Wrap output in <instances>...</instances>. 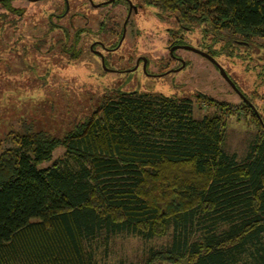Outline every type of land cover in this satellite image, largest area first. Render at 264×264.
Returning a JSON list of instances; mask_svg holds the SVG:
<instances>
[{
  "label": "trees",
  "instance_id": "16d2710c",
  "mask_svg": "<svg viewBox=\"0 0 264 264\" xmlns=\"http://www.w3.org/2000/svg\"><path fill=\"white\" fill-rule=\"evenodd\" d=\"M145 1L256 82L227 72L244 98L199 93L214 110L200 119L188 97L107 92L63 138L22 122L6 134L18 149L0 147V264H98L118 235L169 237L143 264H264V63L247 54L264 39V0ZM242 115L256 134L238 161L223 142Z\"/></svg>",
  "mask_w": 264,
  "mask_h": 264
},
{
  "label": "rangeland",
  "instance_id": "374dc122",
  "mask_svg": "<svg viewBox=\"0 0 264 264\" xmlns=\"http://www.w3.org/2000/svg\"><path fill=\"white\" fill-rule=\"evenodd\" d=\"M131 1L132 4H142V6L129 21L127 36L119 54L123 55V60H126V65L128 62V66L133 64L132 59L138 55L147 56L155 64L153 69L157 72L161 59L168 57L166 46L169 43L168 39L171 38V32L167 29L176 28V21L174 17L160 16L159 10L151 7L145 0ZM13 4L26 9L24 16L27 22L21 19L20 26L23 27L22 32L25 35L32 36L35 30L34 24L35 26L37 24L38 28H44V24L51 21L50 16L59 15L56 22L68 26V21L73 18L76 29L94 30L99 33L97 39L109 44L117 38L110 35L111 24L115 20L119 22V26H122L127 16V10L120 4L112 3L107 7H103L105 4H99L96 7L101 9H97L90 7L86 0H46L35 4L16 0ZM3 9L0 5V13L4 12ZM51 13L56 14L51 15ZM102 19L104 25L98 32ZM2 25L4 22L0 20V29ZM69 30L72 31L70 26ZM72 33L74 34L73 31ZM82 33L81 30L82 36L86 34ZM10 35L0 34V147L2 150L18 149L12 136L6 137V134L13 131L22 132V122L25 121L30 122L36 131L44 130L54 137L63 138L79 121L87 118L100 105L101 99L107 95V92L112 93L115 89L137 91L142 88L141 93L146 91L149 94L176 97L185 94V97L193 101L194 116L197 119L214 112L213 109L197 101L196 97L199 93L234 106L241 103L240 96L235 93L213 63L188 51H179L180 56L187 61L183 69L169 71L171 74L168 73L169 75L161 79L150 80L151 83L147 84V79L140 73L126 79L122 76L114 78L102 75L98 69L99 60L88 53L92 41L88 40L87 43L86 35L80 43L84 49H79V54L73 57L64 52L63 42L66 40V33L62 29L55 35V41H58L56 47L50 45L52 36L43 37L48 44L43 45L45 47L41 48L42 52L35 46H31L32 49L16 51L17 48L11 47ZM181 38L192 47L198 48L201 45L199 31H186ZM92 39L96 37L93 36ZM32 40H35V37ZM255 41L259 44L255 43L254 47L247 50V54L255 58L249 66L252 68L257 65L260 70L264 63L262 46L264 39L256 38ZM29 42L27 39L26 43ZM49 46L53 49L47 51ZM229 62L228 59H222L219 63L240 87L249 91L253 81L256 82L255 72L247 70L248 63L243 66H233ZM169 67L173 68L175 65L171 64ZM241 118L238 121L236 116H232L229 120L223 148L229 154L236 155L238 161H245L251 152L256 128L243 115ZM64 153V148L56 149L52 161L42 166H48ZM168 243V236L146 240L139 236L118 235L112 237L107 249H104L103 245L98 248L95 259L98 264H143L152 250L162 249Z\"/></svg>",
  "mask_w": 264,
  "mask_h": 264
},
{
  "label": "flooded vegetation",
  "instance_id": "af4514ba",
  "mask_svg": "<svg viewBox=\"0 0 264 264\" xmlns=\"http://www.w3.org/2000/svg\"><path fill=\"white\" fill-rule=\"evenodd\" d=\"M15 1L16 0H0V5H2V7L4 8L3 9L4 12L0 13V15H1L0 20L4 22V25H2V27L0 29V34H1V36L11 34L9 37V39L12 38L11 47L17 48L16 51L18 49H20V50L21 49L26 50L27 48L32 49L31 46H35L36 48L40 49V51L42 52L41 48L45 47L43 45L48 44L47 40L44 39L48 35L52 36V41H51L50 45L53 47H56L58 41L57 42L55 41V35L57 34L58 30L62 29V31H65V33H66V40H64V42H63L64 52L67 55L73 57V56H77V54H79V51H78L79 49H81V50L84 49L83 46L80 45V43L83 41V36L86 35L85 41L87 43H88V40L92 41L89 45L88 53L90 52V55H92L93 58L99 60L100 67H98V66H96V67H98V69L100 70V73L102 75H105L106 77L108 75V77H114V78L116 76H122V77H124V79H126L129 77L132 78L137 73H140L142 77H145L147 79V81H146L147 84L151 83V82H149L150 80L153 81V79H161L162 77L171 74V73L168 74V72L169 71H175L176 69L181 68L184 62H185V66H186L187 61H185L183 56H180V54H179V51H181V50L182 51H188V52H191L194 54H198L199 56L203 57L201 54H199L197 52H193V51L182 49V48L176 49V47H178V46L188 45L184 41L183 42L181 41V39H183V38H181L183 34H180L179 28H182L183 26L180 23L178 24L176 21V25H177L176 28L172 29L171 27H169L167 29L168 32L172 29L173 34L176 36V38L173 37V35L171 34V38L168 39L169 43L166 46L168 48V57L165 59L164 58L161 59V62L158 65L159 68H158L157 72H155V70L153 69V66L155 64L147 56L138 55L137 57L132 59L133 64L132 65L130 64L131 66H128V62L126 65V60L125 59L123 60V55L119 54V53L121 51V48H122L123 43H124L126 36H127L128 27L130 25L129 21L131 20L132 15L137 14L140 11V8L142 6V4L139 5V4L134 3L132 6V9H131V6H130L131 0H86L88 2V4H90V7H93V8L95 7L97 9H101L99 7H96L99 4H105L103 7H107L113 3V4H120V5H122L123 8H125V10H127V16H126L122 26H119V22L115 21V20H114L113 24H111L110 35H111V37H115V38L117 37V38L114 42H111L109 44L106 43L105 41L101 40V39H97L99 37L98 36L99 33L94 32V30H91L89 28L88 29L87 28L86 29H83V28L82 29H80V28L76 29L77 27L73 23V18L70 19V21H68V26H64L63 23H61L59 21L56 22V19L59 17V15H52V14H56V13H51V15H52V16H50L51 21L48 22L47 24H44V26H45L44 28H42V27L38 28V25L36 24V26H35V24L33 23L34 24L33 28L35 29V30H33L34 31L33 36L32 35H25V33L22 32L23 27L20 26V20L24 19L27 22V20L24 16V14H25L24 11L26 9L16 7L13 4V2H15ZM25 1L29 2L30 4H35L38 2H45L46 0H25ZM131 3H132V1H131ZM136 8H137V10H136ZM8 18H9V20H8ZM32 20H34V18ZM24 24H26V23L24 22ZM103 25H104V20H103V22L100 20L98 32H99V30H101V28H103ZM69 26H70L71 30L74 32V34L72 33V31L69 30ZM81 30L84 34L85 33L86 34L82 36ZM188 30H189V28H186L185 31H188ZM39 36H41V38H39ZM93 36L96 37V39L93 40L92 39ZM33 37H35V40H32ZM27 39L30 41L29 43H26ZM32 41H36V42H32ZM68 42H70L71 44L69 45ZM15 44L20 45V47H18ZM51 46H49L47 48V51L53 49ZM197 49H199V50H201L207 54H209V51H210L207 47L203 48L201 45ZM209 55H211V54H209ZM205 59H207V58H205ZM171 64H174L175 67H173V68L169 67L168 68V66ZM161 68H165V70H161ZM174 73H176V72H174ZM137 84H141V83H137ZM141 89L137 90V91H123V90L121 91V89H119V90L115 89L113 92L114 93L120 92V93H124V94H130L133 92H137V93H139V95L145 94V95H148L151 97L161 96V94H159V95L149 94V93H146V91L141 93ZM174 97H176V96H174ZM182 97H185V94H182L181 97H177V98H182Z\"/></svg>",
  "mask_w": 264,
  "mask_h": 264
},
{
  "label": "water",
  "instance_id": "95a60500",
  "mask_svg": "<svg viewBox=\"0 0 264 264\" xmlns=\"http://www.w3.org/2000/svg\"><path fill=\"white\" fill-rule=\"evenodd\" d=\"M130 6L132 9L133 4L130 1ZM137 10V8H136ZM178 48H182V49H186V50H190L193 52H197L199 54H201L203 57L207 58L211 63H213L219 70L220 74L222 75V77L228 82V84L233 88V90L241 97L244 98L243 94L240 92V90L238 89V87L236 86V84L233 82V80L230 78V76L228 75V73L226 72V70L220 65V63L211 55L195 48L189 45H185V46H178L176 47V49ZM185 67V62L183 63L182 67L179 68L178 70L175 71H180L181 69H183ZM169 73V72H168Z\"/></svg>",
  "mask_w": 264,
  "mask_h": 264
}]
</instances>
